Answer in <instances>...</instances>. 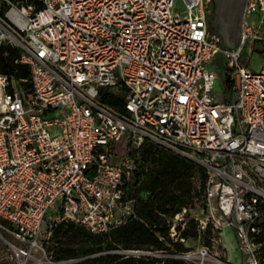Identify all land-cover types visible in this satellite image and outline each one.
<instances>
[{
    "label": "built area",
    "instance_id": "obj_1",
    "mask_svg": "<svg viewBox=\"0 0 264 264\" xmlns=\"http://www.w3.org/2000/svg\"><path fill=\"white\" fill-rule=\"evenodd\" d=\"M211 14L212 0H0V47L29 67L0 71V234L18 264L59 262L41 240L52 214L96 232L131 218L123 183L146 141L206 174L203 202L169 223L176 236L194 218L211 244L177 256L235 264L221 235L233 226L244 264H264V65L240 62L248 41L264 51V0L246 1L237 46ZM219 54L228 102L214 92ZM117 95L123 107L104 98Z\"/></svg>",
    "mask_w": 264,
    "mask_h": 264
},
{
    "label": "trees",
    "instance_id": "obj_2",
    "mask_svg": "<svg viewBox=\"0 0 264 264\" xmlns=\"http://www.w3.org/2000/svg\"><path fill=\"white\" fill-rule=\"evenodd\" d=\"M7 49L9 55L5 54ZM15 53L8 46L0 47V71L27 76L28 65L17 62ZM218 57L226 66L222 55ZM232 81L228 67L225 85L230 87ZM104 98L123 107L121 96ZM196 169L202 177L198 184L194 181ZM205 180L204 168L194 160L146 141L137 167L123 183L126 195L136 200L135 214L102 232L92 231L75 219L55 222L49 250L50 256L59 261L54 264H190L177 256L189 250L184 241L188 237L204 236L211 244L212 228L201 232L196 220L189 218L184 226L177 224V235L172 236L169 222L184 206L203 202ZM129 250L147 253L133 254ZM153 251L166 254L157 255Z\"/></svg>",
    "mask_w": 264,
    "mask_h": 264
},
{
    "label": "rangeland",
    "instance_id": "obj_3",
    "mask_svg": "<svg viewBox=\"0 0 264 264\" xmlns=\"http://www.w3.org/2000/svg\"><path fill=\"white\" fill-rule=\"evenodd\" d=\"M181 4V1L178 3ZM215 28V27H214ZM233 46V45H229ZM240 62L253 71H259L262 66L264 65V51L261 49L259 43L253 44L252 42L248 41V43L244 46L242 56L240 58ZM213 67H218V77L216 79V83L214 86V92L218 95L220 99L225 101L232 100L233 97V90L231 87L225 85V78L226 73L228 71V67L223 64L219 57H217L213 63ZM233 71V69L231 70ZM201 173L198 169L195 170L194 174V181L195 183L201 182ZM58 213L52 214V217L48 216L45 219L41 240L43 241L44 245L48 250V259H52L57 261L54 257L50 256V247L53 245V241L51 240L52 229L55 222L60 221ZM222 242L224 247L227 249L228 259L235 263V264H244V253L240 250L238 239L236 235V230L233 226H226L222 232ZM207 239L204 236L198 237H188L184 243L189 247V250L192 252H196L198 247L203 244L207 243ZM217 246H212V249L215 250ZM123 252V250H120ZM154 254L157 255H164L162 252L153 251ZM0 264H18V260L15 256V253L11 250L8 246L6 240L0 234Z\"/></svg>",
    "mask_w": 264,
    "mask_h": 264
},
{
    "label": "water",
    "instance_id": "obj_4",
    "mask_svg": "<svg viewBox=\"0 0 264 264\" xmlns=\"http://www.w3.org/2000/svg\"><path fill=\"white\" fill-rule=\"evenodd\" d=\"M212 25L223 37V44L237 46L241 41L242 18L247 0H213ZM162 254H166L162 252Z\"/></svg>",
    "mask_w": 264,
    "mask_h": 264
},
{
    "label": "flooded vegetation",
    "instance_id": "obj_5",
    "mask_svg": "<svg viewBox=\"0 0 264 264\" xmlns=\"http://www.w3.org/2000/svg\"><path fill=\"white\" fill-rule=\"evenodd\" d=\"M214 1L212 0V14H211V20L214 18Z\"/></svg>",
    "mask_w": 264,
    "mask_h": 264
}]
</instances>
